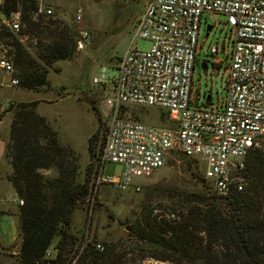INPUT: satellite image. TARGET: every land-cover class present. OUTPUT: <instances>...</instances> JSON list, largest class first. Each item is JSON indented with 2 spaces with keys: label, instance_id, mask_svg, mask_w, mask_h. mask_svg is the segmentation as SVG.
I'll list each match as a JSON object with an SVG mask.
<instances>
[{
  "label": "built area",
  "instance_id": "obj_1",
  "mask_svg": "<svg viewBox=\"0 0 264 264\" xmlns=\"http://www.w3.org/2000/svg\"><path fill=\"white\" fill-rule=\"evenodd\" d=\"M203 12L223 15L224 24L233 34L230 50L225 51L229 64L225 66V96L220 110L191 106L197 103L191 86ZM51 13L49 6L37 1L34 18ZM81 18L77 10L76 22ZM0 26L18 31L19 12L0 14ZM89 37L86 28H79L76 49L82 50ZM137 38L148 40L150 48L135 49ZM134 41L118 60L111 78L92 79L94 84L109 89L101 100L106 128L94 171L95 184L138 191L135 176L149 175L181 153L200 163L202 175L215 194L228 196L235 190H244L248 184L244 174L246 158L251 150L264 149V0H147L136 24ZM208 53L216 55L217 48L210 47ZM221 63L215 59L216 65ZM0 71L8 75L6 86L18 85L13 61L2 41ZM1 81L2 78L0 86ZM130 105L160 109L176 124L172 128L144 124L129 117ZM108 162L121 165L118 177L103 174ZM17 203L23 204L22 199ZM170 218L178 219V215L171 213ZM88 245L104 250V243L92 239L85 229L70 264ZM59 246L50 244L30 264H57ZM1 252L0 247L3 256ZM18 252L19 247L0 264H24Z\"/></svg>",
  "mask_w": 264,
  "mask_h": 264
},
{
  "label": "trees",
  "instance_id": "obj_2",
  "mask_svg": "<svg viewBox=\"0 0 264 264\" xmlns=\"http://www.w3.org/2000/svg\"><path fill=\"white\" fill-rule=\"evenodd\" d=\"M36 7L37 0L0 1V14L20 15L18 31L0 26V41L13 61L17 87L26 90L46 86L48 68L71 58L76 49L71 25L52 15L34 18ZM35 105L36 101L8 103L4 110L11 116L5 156L12 169L7 179L23 201L15 213L18 258L30 264L57 239V264H70L80 241L70 230L71 216L91 195L99 130L88 139L90 162L81 172L79 155L59 143ZM244 174L246 188L228 196L213 192L208 197H173L171 208L178 219L163 215L158 207H142L126 240L103 242V251L88 245L74 264H142L145 258L171 264H264V149L250 151Z\"/></svg>",
  "mask_w": 264,
  "mask_h": 264
},
{
  "label": "rangeland",
  "instance_id": "obj_3",
  "mask_svg": "<svg viewBox=\"0 0 264 264\" xmlns=\"http://www.w3.org/2000/svg\"><path fill=\"white\" fill-rule=\"evenodd\" d=\"M1 1V0H0ZM52 10L53 19L67 22L78 35L83 27L89 31V42L82 50L75 49L69 59L55 61L47 71V85L39 90H26L17 86H6L7 74L0 71V209L10 208L12 212H0V261H5L8 254L17 251L19 246L17 217V195L13 194L12 185L7 179L11 164L5 156L6 134L11 116L4 112L8 103L36 101L35 111L44 117L49 126L56 131L61 145L67 146L79 155L78 164L81 172L90 162L88 139L98 131L95 142L97 158L103 142L106 120L103 117L102 98L109 94V89L94 84V76L111 78L115 66L133 44L136 24L147 0H37ZM77 10L81 21L76 22ZM221 14L206 13L201 15L198 34L200 49L192 74V97L197 103L191 106L204 110L221 109L220 103L225 96L229 57L233 39L232 29L225 25ZM211 30L205 37L206 26ZM26 37L20 40L25 42ZM151 43L143 38L134 41L137 50H148ZM217 48V54H209L210 47ZM215 59L222 61L215 64ZM204 63L205 67L201 68ZM209 96V98H208ZM127 113L144 124L156 128H172L175 122L168 119L166 112L155 107L128 106ZM8 136V135H7ZM6 138V139H5ZM122 167L119 163H106L104 175L118 177ZM203 167L196 160L176 153L170 161L151 172L135 176L134 182L139 190L131 187L119 190L112 184L96 185L94 170L91 172L93 186L91 195L80 207L73 210L70 230L80 237L88 230L92 239L101 242H122L126 240L129 226L142 207H158L163 215L177 213L171 208L173 197H208L213 194L210 184L203 177ZM264 187V185H262ZM90 221H88V211ZM15 211V212H14ZM53 240L52 245L56 244ZM127 254V258H134ZM132 261V260H129ZM138 262V260H136ZM142 264H171L151 258L141 260Z\"/></svg>",
  "mask_w": 264,
  "mask_h": 264
},
{
  "label": "crops",
  "instance_id": "obj_4",
  "mask_svg": "<svg viewBox=\"0 0 264 264\" xmlns=\"http://www.w3.org/2000/svg\"><path fill=\"white\" fill-rule=\"evenodd\" d=\"M7 135H8V132H7V134H6V137H7ZM6 139V138H5ZM3 141V143L5 144V141L4 140H0V142H2ZM12 169V168H11ZM11 172V171H10ZM11 189L13 190L12 192H13V194H15V191H14V189H13V187H11ZM18 208V207H17ZM0 212L2 213V214H6V213H10V212H12L11 211V209L10 208H2V209H0ZM15 212V211H14ZM1 246H4V245H1V243H0V247Z\"/></svg>",
  "mask_w": 264,
  "mask_h": 264
},
{
  "label": "water",
  "instance_id": "obj_5",
  "mask_svg": "<svg viewBox=\"0 0 264 264\" xmlns=\"http://www.w3.org/2000/svg\"><path fill=\"white\" fill-rule=\"evenodd\" d=\"M211 30V26L210 25H207L206 26V33H205V36H207L208 35V32ZM205 67V64L204 63H202L201 64V68H204ZM208 98H209V96H208Z\"/></svg>",
  "mask_w": 264,
  "mask_h": 264
}]
</instances>
